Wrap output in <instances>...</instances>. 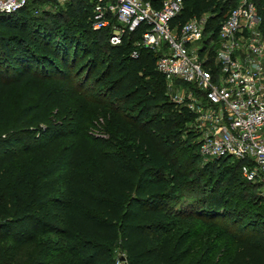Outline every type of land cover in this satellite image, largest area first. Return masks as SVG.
Returning <instances> with one entry per match:
<instances>
[{
	"label": "trees",
	"instance_id": "trees-1",
	"mask_svg": "<svg viewBox=\"0 0 264 264\" xmlns=\"http://www.w3.org/2000/svg\"><path fill=\"white\" fill-rule=\"evenodd\" d=\"M233 1L182 0L171 26L208 13L205 31L216 32ZM248 1L264 36V0ZM41 3L0 13V264H45L36 246L47 234L62 240L58 264H115V248L124 264H205V257L186 261L190 233L172 236L186 216L233 242L231 255L214 264H264V198L251 213V199L238 188L258 187L242 176L239 160L208 159L199 167L197 134L186 128L194 115L169 101L155 68L160 53L134 46L140 31L109 44L108 28L90 27L88 0L65 3L70 22L62 25L34 16ZM72 77L82 86L91 79V90L102 86L92 103L109 114L110 140L78 125L76 139L63 146L57 133L34 137L56 98L52 90ZM103 94L109 101H97ZM181 136L194 141L185 147ZM208 179L207 196L188 209L177 206L172 191Z\"/></svg>",
	"mask_w": 264,
	"mask_h": 264
},
{
	"label": "built area",
	"instance_id": "built-area-1",
	"mask_svg": "<svg viewBox=\"0 0 264 264\" xmlns=\"http://www.w3.org/2000/svg\"><path fill=\"white\" fill-rule=\"evenodd\" d=\"M33 1L62 6L69 0H0V13H12ZM92 30L108 28V42H133L159 52L156 70L164 80L189 87L184 105L194 115L203 160L241 162L242 176L264 195V36L255 5L242 0L227 11L216 32L205 31L209 14L171 26L182 0H88ZM133 49L130 56L136 57ZM181 101V98H180ZM117 258L115 264H124Z\"/></svg>",
	"mask_w": 264,
	"mask_h": 264
},
{
	"label": "rangeland",
	"instance_id": "rangeland-1",
	"mask_svg": "<svg viewBox=\"0 0 264 264\" xmlns=\"http://www.w3.org/2000/svg\"><path fill=\"white\" fill-rule=\"evenodd\" d=\"M242 0H234L228 5H237ZM67 3V2H66ZM62 6H53L51 4H36V10L32 12L34 16L40 17L42 21L59 23L60 25L70 22L68 16L62 14ZM256 7V6H255ZM257 10V9H256ZM46 13V15H44ZM63 20V21H62ZM84 74L79 73L75 75V78H80ZM72 77L70 80L64 79L60 82L57 87L52 90L51 94L55 95L49 106L46 109L44 119L40 122L35 123L33 127V135L35 138L41 133H57L60 138V146L66 145L76 139V129L78 125L79 130H83L88 135L96 139L110 140L111 138V128L109 127V114L104 113L96 105L92 103L94 99V91L102 89V86L90 89V81H88L82 86L81 83L78 84L75 78ZM74 78V79H73ZM73 79V80H72ZM169 82L165 81V91L169 101L173 103L184 105L187 99V94L189 87L180 81H171V88H168ZM99 98V97H98ZM181 98V101H180ZM16 100V97H15ZM87 100L86 102H84ZM97 101L107 102L109 101L106 94L101 95ZM96 102V101H95ZM159 104L160 102H155ZM187 130L192 129L191 124L186 125ZM52 136V135H50ZM181 141L186 142L184 145L187 147L189 143H193L194 140L191 138L186 139L185 136H181ZM227 162L232 163V160ZM205 160H200L199 167L202 168ZM220 170V168H219ZM217 174V172H214ZM238 174V173H237ZM203 179H206L202 176ZM63 174L59 176V186L57 194L63 191ZM206 183H209V179L203 184H194L188 190L182 188L180 191H172L171 195L176 197V202L178 207L190 208L191 204L203 196H207L210 192V188ZM233 189V185L231 187ZM244 194H247L246 199H251L250 203L247 205L249 210L260 211L261 206L258 205L255 200L259 197L264 198V195L259 191V189H253L252 187L246 186V188H238ZM173 190V189H172ZM237 190V188H236ZM189 193H192L189 194ZM230 200H235V198H230ZM244 200V201H245ZM244 203V202H243ZM264 206V204H263ZM188 232L191 234L189 239V252L187 254L186 261H195L199 258L205 257V264H214L215 261H224L228 258L233 250V242L223 235V233L210 225H205L201 221L192 217H183L178 219L175 224V229L172 232V236L175 237L181 232ZM62 240L54 235L47 234L39 236L38 245L36 246L37 252L44 257L45 264H58L60 261L59 249ZM48 246V248H46ZM115 261L121 256V252L115 248L114 250Z\"/></svg>",
	"mask_w": 264,
	"mask_h": 264
}]
</instances>
